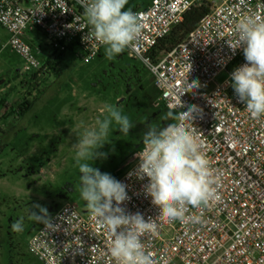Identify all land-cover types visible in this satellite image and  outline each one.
<instances>
[{"label":"built area","instance_id":"built-area-1","mask_svg":"<svg viewBox=\"0 0 264 264\" xmlns=\"http://www.w3.org/2000/svg\"><path fill=\"white\" fill-rule=\"evenodd\" d=\"M199 3L153 0L146 10L133 11L142 22V33L126 51L153 77L159 93L154 108L164 106L177 115L194 112V132L219 175L217 197L207 206H189L187 215L195 220L169 222L159 217L160 209L143 191L147 179L128 175L138 164L139 149L118 172L128 195L120 207L154 221V231L142 239L155 264H264V116L247 112L230 81L231 72L246 62L242 48L230 47L237 43V25L249 15L264 19V0L209 2V14L185 41L153 57L159 42ZM0 25L10 35L12 52L23 59L25 74L43 71L37 53L24 40L27 31L42 32L59 53L75 45L77 58L85 64L104 49L88 39L80 0H0ZM222 73L228 78L219 84ZM192 81L199 87L190 91ZM186 126L191 128L190 122ZM110 240L106 226L67 202L32 236L28 249L43 264H116Z\"/></svg>","mask_w":264,"mask_h":264},{"label":"rangeland","instance_id":"rangeland-1","mask_svg":"<svg viewBox=\"0 0 264 264\" xmlns=\"http://www.w3.org/2000/svg\"><path fill=\"white\" fill-rule=\"evenodd\" d=\"M152 2L128 0L127 4L146 10ZM25 36L42 65L50 60L52 66L38 74L37 82L31 79L32 73L27 78L18 77V71L26 76L24 61L12 52L10 35L0 25V78L7 83L0 94L8 92L5 97L13 109L25 101L31 105L23 117L0 119V264H43L28 249L32 236L67 202L76 204L84 214L90 213L80 197L74 145L78 131L103 119L105 105L117 107L135 125L128 135L110 131L107 143L99 149L106 157L93 162V167L115 179L142 147L147 125L159 126L153 107V77L140 60L128 56L126 49L111 60L103 49L85 64L76 56L80 51L67 52L58 60L60 53L38 30L27 31ZM227 78L222 73L216 82ZM117 96L125 99L123 104L116 103ZM34 205L47 209V218L34 217L32 211L40 215ZM17 221L21 228L13 230Z\"/></svg>","mask_w":264,"mask_h":264},{"label":"clouds","instance_id":"clouds-1","mask_svg":"<svg viewBox=\"0 0 264 264\" xmlns=\"http://www.w3.org/2000/svg\"><path fill=\"white\" fill-rule=\"evenodd\" d=\"M127 2L80 0L89 26L88 39L103 45L109 60L131 47L142 33V22L131 9L126 10ZM230 47L242 48L246 61L231 72V87L251 116H264V19L256 15L244 17L237 25L236 46ZM198 87V81L189 83L190 91ZM104 111L103 119L98 118L94 127L77 132L74 159L80 173V197L91 215L107 227L111 237L109 252L116 264H155L142 239L145 233L154 231V221H145L139 213L127 214L120 207L128 199L127 185L93 167L96 159L106 157L99 149L107 143L110 131L128 135L135 127L117 107L105 105ZM167 118L176 122L164 127L147 125L142 147L136 153L138 164L128 175L141 181L147 179L143 191L160 209L159 217L169 222H188L196 219L187 215L189 206H207L216 199L219 175L194 132V112L190 109ZM33 207L40 212L38 215L32 211L34 217L47 218V209ZM12 227L19 230L21 223L14 222Z\"/></svg>","mask_w":264,"mask_h":264},{"label":"trees","instance_id":"trees-1","mask_svg":"<svg viewBox=\"0 0 264 264\" xmlns=\"http://www.w3.org/2000/svg\"><path fill=\"white\" fill-rule=\"evenodd\" d=\"M210 3L207 0H201L199 4L194 6L189 12L186 13L184 17V21L181 25L177 26L172 33L167 36L165 39L159 42L157 47L153 50L152 55L155 58H158L162 56L163 54L169 52L172 50L173 47L176 45L182 43L186 40V38L194 31V29L197 27V25L201 22L203 18H205L209 12H210ZM131 9L132 11H135L136 9L130 8L129 5H126V10ZM76 46L72 45L69 46L67 51L64 53H60L59 57H57L58 60H61L63 55L67 52H74ZM241 60H238L235 62V65L240 63ZM52 62L49 60L44 66V68L51 67ZM33 77L31 79L34 82H37L39 75L32 73ZM18 77H24L27 78L28 74L26 76L24 74H21V72L18 71L17 73ZM23 86H26L25 81L22 82ZM7 86V83H5L4 77L0 78V91L5 90V87ZM155 89V87H154ZM8 92L3 91V93L0 94V119H10L13 115H18L19 117H23L30 109L31 105L29 102H23L20 105H18L15 109H13L11 106H9L7 99L5 96H7ZM159 96L158 91L155 89V99H157ZM156 109V120L159 123V127H164L169 123H174L175 120L168 119L167 117L171 114H174L173 112L169 111L166 107L161 106ZM3 111L5 113H3ZM116 179H118V174L116 176Z\"/></svg>","mask_w":264,"mask_h":264},{"label":"flooded vegetation","instance_id":"flooded-vegetation-1","mask_svg":"<svg viewBox=\"0 0 264 264\" xmlns=\"http://www.w3.org/2000/svg\"><path fill=\"white\" fill-rule=\"evenodd\" d=\"M118 96H119V95H118ZM118 96H117V100H116V103H117V104H118V102H119L121 99H123L122 96H121V97H118ZM124 101H125V99H124ZM123 103H124V102H123ZM123 103H121V104H123ZM121 104H118V105H121Z\"/></svg>","mask_w":264,"mask_h":264},{"label":"water","instance_id":"water-1","mask_svg":"<svg viewBox=\"0 0 264 264\" xmlns=\"http://www.w3.org/2000/svg\"><path fill=\"white\" fill-rule=\"evenodd\" d=\"M124 102V99H121L119 102H118V104H121V103H123Z\"/></svg>","mask_w":264,"mask_h":264},{"label":"crops","instance_id":"crops-1","mask_svg":"<svg viewBox=\"0 0 264 264\" xmlns=\"http://www.w3.org/2000/svg\"><path fill=\"white\" fill-rule=\"evenodd\" d=\"M26 37V36H25ZM35 50V49H34ZM35 52L37 53V50H35Z\"/></svg>","mask_w":264,"mask_h":264}]
</instances>
